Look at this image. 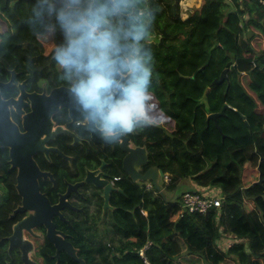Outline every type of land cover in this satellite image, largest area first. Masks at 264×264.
<instances>
[{"label":"trees","instance_id":"obj_1","mask_svg":"<svg viewBox=\"0 0 264 264\" xmlns=\"http://www.w3.org/2000/svg\"><path fill=\"white\" fill-rule=\"evenodd\" d=\"M183 1L148 0V5L151 14L165 19L167 26H199L205 31V37L214 41L216 50L215 42L222 34L231 49L239 52L236 57L228 52L227 55L229 60H234L232 66L241 73L240 84L252 100L262 101L252 121L253 142L229 144L213 152L209 142L198 137L191 119L188 126L177 119L171 131L155 123L141 128L134 142L146 148L145 169L168 173L171 181L163 185L161 194L123 178L118 187L124 194L113 197L116 209L110 219L104 220L103 228L71 233L77 256L86 264H142L136 251L147 241L151 242L146 253L150 264H181L187 260L199 264H221L226 260L237 264H264V51L255 52L243 36L245 31L252 32L248 30L250 23L262 25L264 33V9L256 0H205L202 7L200 2L183 17ZM38 3L39 0H0V82H6L13 70L17 74L14 83L43 79L54 85L66 84L60 79L62 70L57 69L60 67L52 58L58 45L55 31L44 29L35 20ZM231 13L246 17V28H238L239 32L236 28H227ZM225 15L228 18L225 19ZM5 21L10 26L1 30ZM171 59L170 55L153 53L154 68L168 66ZM172 114V119L177 117L176 113ZM246 165L257 169L260 178L244 185ZM7 170L6 163L0 164V175L14 194L9 179L13 176ZM112 170L114 177L124 175L120 163ZM186 181L192 182L183 188L185 191L219 189L223 197L220 207L205 214L181 212L182 193L175 192ZM248 202L253 206L247 207ZM11 210L12 206H0V238L10 234L13 221L8 219V214ZM141 210L146 211V216ZM5 244L6 241L0 239V264H21L18 254L7 252ZM54 251L46 241L40 249L45 264H78L65 253L58 259L53 258Z\"/></svg>","mask_w":264,"mask_h":264},{"label":"flooded vegetation","instance_id":"obj_2","mask_svg":"<svg viewBox=\"0 0 264 264\" xmlns=\"http://www.w3.org/2000/svg\"><path fill=\"white\" fill-rule=\"evenodd\" d=\"M227 69L230 70V68ZM231 69L236 72L233 67ZM177 71L178 70H174L178 76H181ZM12 73V86H0V88L15 91L16 93L11 94L8 91L3 92L0 89V96L4 100L12 99L15 101L14 105L8 106V111L9 119L17 128L19 135H27L30 132V125H36L37 130L47 129V132L42 133L39 137V140H44L42 144L43 149L30 155L34 165L42 174L35 177L34 181L38 194L44 196L49 206H60V209L57 210V214L50 218V223L54 224L56 231L63 234V237H60L70 242L72 245V232H86L88 228L91 230L103 228L104 220L107 221L110 219V215L113 214L116 209L113 205V197L120 193L124 194L122 189L118 187V184L123 182V178H129L133 181L123 170V160L127 153L123 152L119 147L122 138L126 139L125 148H139L142 150V154L139 155L140 159H137V162L141 163V165L137 167L133 165V160L135 159L131 157L128 159L130 167L136 171L138 176L144 175L149 170V168L145 169L148 163L145 146L136 145L134 142V136L141 128H138L133 134L120 138L118 142H113L112 145L96 144L91 139L88 128L82 123L81 117L77 121H73L70 118L69 108L61 104L60 101L56 102L54 99H51L48 103V101L37 97L43 96V98H47L50 96L52 90L56 88H67L66 84L54 85L50 81H45L43 79L33 80L31 82L24 79L14 83V77L17 74L12 70L10 71V77ZM164 74L165 69L154 68V75H156V77L164 76ZM10 77L6 82L0 83H8ZM238 78H241V74L237 76V79ZM159 82L161 83V81ZM149 93H151L149 97H152L153 94L150 90ZM242 94L245 95L243 91ZM29 96H33L34 98L31 99ZM165 100L167 101L166 94ZM161 104L155 103L153 105L161 107ZM195 104L197 106V103ZM224 105L225 104L221 106L220 110ZM54 106H56L55 111L50 112L48 115V110H54ZM165 110L166 108H159L150 113L156 114L159 111L162 117L164 114L163 111ZM175 112L177 117L171 119L173 120V124H175L180 115L176 108ZM226 112H233L235 115H238L237 110L230 106L225 113ZM225 113L218 118V127H215L211 120L206 124L205 119L204 129L206 131L212 129L220 138L226 139L229 135L228 129L226 125H223L220 121V119L226 117ZM191 116L195 119V112H192ZM133 117L138 123L142 124L143 127L150 123H155L148 118L147 112L134 113ZM192 122L194 123V121ZM193 123H191V126H193ZM228 125L233 129L236 128V126L230 122ZM56 129L60 130L56 131ZM63 131L69 133L67 134ZM10 149L9 146L0 145V164L6 163L8 168L7 172L13 176L11 178L9 177V179L11 180L14 194L9 190L8 185L4 181L5 179L0 175V206H12V210L8 214V219L13 222L10 226V234L0 239L6 241L5 246L7 252H16L21 262L19 248L16 246L10 247L7 238L12 235L14 227L21 220L30 216H35L37 208L36 205H34V208L27 209L23 205V195L20 189H18V177L21 172V164L12 161ZM3 157H5L4 161H2ZM118 163H120L124 175L116 177L118 179L113 181L114 175L112 167ZM21 178L27 180L24 189L29 190L30 193L33 189V185L31 180H28V172L23 170ZM85 179H88L90 182L84 183ZM133 182L140 187H144L147 181L137 180ZM23 207L26 209L25 211H18L19 208ZM46 231L47 228L41 221V224L39 223L29 227L28 230L23 229L21 234L22 240L31 244L29 251L34 249L33 241L39 244L35 251V255L42 260V264H45V262L40 255V249L45 245L46 241L50 243L46 238ZM50 244L53 246L52 243ZM62 253L65 252H60L58 257H60ZM75 253L77 256L76 249ZM52 257L56 258L55 251ZM28 258L34 262L29 255ZM21 264L23 263L21 262Z\"/></svg>","mask_w":264,"mask_h":264},{"label":"clouds","instance_id":"obj_3","mask_svg":"<svg viewBox=\"0 0 264 264\" xmlns=\"http://www.w3.org/2000/svg\"><path fill=\"white\" fill-rule=\"evenodd\" d=\"M35 20L62 36L52 58L84 126L112 142L142 128L133 114L150 107L155 16L148 0H39Z\"/></svg>","mask_w":264,"mask_h":264},{"label":"rangeland","instance_id":"obj_4","mask_svg":"<svg viewBox=\"0 0 264 264\" xmlns=\"http://www.w3.org/2000/svg\"><path fill=\"white\" fill-rule=\"evenodd\" d=\"M183 2L184 3L181 6V15L183 17L186 16L190 9L197 8L199 5L198 2L193 3L191 0H186ZM153 15L155 16L156 23H153L154 30L151 37V42L157 43L159 41L161 34L159 33L158 28L165 29L166 32L170 34V36H167L163 39L164 47H151V51L152 53H157L160 55H170L172 59L168 66L165 65L162 67L165 69V77H156V75H153V82L150 88V92H152L153 96L149 97L150 107L147 111L148 118H157L155 124L160 125L167 131H171L174 127V124L173 120L169 118L171 115H168L170 114L171 108L174 106L180 113L178 119H182L187 124V126L190 119V124L193 123L192 121H194V131L197 133L198 137L202 139V141L204 140L205 142H209V147L213 152H217L219 149L224 148L229 144L246 145L252 143V121L255 111L261 107L262 101L260 102L250 98L248 93L244 91L245 88L243 89L242 85L240 84L239 80H241V78L237 79L238 74L231 69L233 67L232 62L234 60H229L227 52L231 54V56L234 55L235 57L239 54V52L231 49L226 38L222 34L218 35V40L215 42L216 47L218 46V49L216 50L214 41L211 38L205 37V31L203 28L196 26L193 30H191V28H193L192 26H186L187 30H177V26L175 25V27L172 29L171 25L167 26V21L165 19L158 17V15L155 13ZM229 17L230 21L226 25L227 28H236L235 30L238 32V28L241 30L244 29L245 22H247L246 17L240 18L235 16L233 13H231ZM226 18H228V16L226 17L225 15V19ZM1 25V30L7 26H10L6 21L4 26L3 24ZM248 27L249 29H247L251 30L252 33L245 31L243 36L249 40L250 45L255 52L263 51L262 48H264V36L262 25L259 26L250 23ZM175 36H178V38L173 40L175 39ZM229 62L231 63L229 64ZM200 67H204L203 72H198ZM224 68H230L227 73V78L221 85L215 86L211 89L210 93L208 94V99L211 111L218 112L221 106L225 104L237 110L238 112V115H235L233 112H226V117L220 119L223 125H226L228 129L229 135L226 139L220 138L218 134L212 129H209L208 131L204 129L206 113L204 112V108L202 106V109L197 108L200 106H196L195 104L196 99L201 96L204 87L207 86L209 81L213 77H216ZM174 70H178L177 72L182 77L178 76ZM183 76H187L188 78L184 79ZM191 76H194V79H191ZM159 81H161V83ZM167 87L173 91L172 100L167 91H165ZM242 91L245 93V95L242 94ZM165 94L167 101L165 100ZM155 103H162L161 107L153 105ZM159 108H169L167 110L169 114H166V110L163 111L164 114L162 117L159 111L156 114L150 113L151 111L153 112ZM192 112H195V119L191 118ZM229 122L236 126V128H231L228 125ZM137 163V160H133V165H137ZM243 175L244 185L249 184L252 180L260 178L259 171L257 169L253 170L247 165L244 168ZM159 181L161 184L162 179ZM184 187V184H180L175 194H179ZM246 206L252 207L253 205L252 203L248 202L246 203ZM33 246L34 249L29 251L28 255L34 262H36V264H42V260L35 255V251L39 244L33 241ZM180 263L199 264L192 260L182 261ZM221 264L237 263L233 260H226Z\"/></svg>","mask_w":264,"mask_h":264},{"label":"water","instance_id":"obj_5","mask_svg":"<svg viewBox=\"0 0 264 264\" xmlns=\"http://www.w3.org/2000/svg\"><path fill=\"white\" fill-rule=\"evenodd\" d=\"M28 1V0H26ZM205 0H201V7L204 5ZM201 9V8H200ZM159 33L161 34V37L158 41V43L149 42L150 47L155 46H163V39L168 36V33L165 29L158 28ZM233 68L236 70V66H233ZM204 67H200L198 69V72H203ZM229 69L225 68L223 69L217 78L213 79L210 84L206 87H204L201 96L196 99V103L198 106H202L204 108V112L206 115L205 123L207 124L210 120L214 123L215 127H218L217 120L219 117H221L227 109H229L228 105H224L222 109L219 112L211 111L210 105H209V99L208 94L211 91L212 86H219L221 85L224 80L227 78V73ZM236 73L238 76L241 74L236 70ZM182 77V76H181ZM184 79H187V76H183ZM191 79L194 78V76L190 77ZM12 80H13V73L11 74L10 80L8 83H0V86L3 87H10L12 86ZM31 99H33V96H29ZM45 101H49L51 99H54L56 102L60 101L61 104L67 106L69 108V114L70 118L73 121H77L80 119V114L77 109V105L75 104V101L70 96L67 88H56L52 90L51 94L47 98H43V96H37ZM15 101L12 99L4 100L0 96V145L9 146L10 149V156L12 158V161L15 163H19L20 165V175L18 179V189H20L21 194L23 195V205L27 209H32L36 205V211L35 216L27 217L23 220H21L13 230V233L10 237H8L9 246H16L19 248L20 254H21V262L23 264H36L32 262L27 255V252L31 248V244L25 240H22L21 234L22 230L26 229L28 230L29 227H32L37 224L44 223V225L47 228L46 231V238L47 240L53 244L55 248V257L58 259L60 252H65L68 257H70L72 260L77 262L78 264H86L81 258L76 256L75 249L71 245L70 242L63 240L60 236L63 237L62 233H59L55 230V226L53 223H50V218H52L54 215L57 214V210L60 209L59 205L55 206H49L48 201L44 198V196L39 195L36 188V183L34 181V178L42 175L41 172L36 168L33 161L30 158V155L40 149H43L42 144L44 140H39V137L42 133L47 132V129L43 130H37L36 125H30V132L27 135H19L17 128L15 125L10 121L9 119V111L8 106L14 105ZM56 106H54V110L49 109L48 115L50 112L55 111ZM60 130V129H56ZM88 131L91 134V139L96 144H104V145H112V141H104L99 137L98 133H95L94 130L88 129ZM65 133H69L67 131H63ZM125 142L126 139L122 138L121 143L119 144L120 149L127 153L123 160V170L124 172L129 175L133 181H151L154 189L162 194V190L160 185L157 182L158 176H162L163 172L161 170L157 169H149L144 175L138 176L136 171H134L130 165L128 164V159L131 157L135 160L139 158V155L142 154V150L139 148L134 149H127L125 148ZM140 159V158H139ZM141 163H137V166H140ZM27 171L29 179L32 182L33 189L29 193V190L24 189L26 185V179L21 178L22 171ZM25 177V176H24ZM261 179L258 180V182ZM90 181L88 179H85L84 183H89ZM19 208L18 211L23 212L26 209L25 208ZM16 213V212H15Z\"/></svg>","mask_w":264,"mask_h":264},{"label":"built area","instance_id":"obj_6","mask_svg":"<svg viewBox=\"0 0 264 264\" xmlns=\"http://www.w3.org/2000/svg\"><path fill=\"white\" fill-rule=\"evenodd\" d=\"M186 1V0H184ZM193 3H200L201 0H191ZM247 2H251L252 0H246ZM257 4L264 9V0H256ZM184 3V2H183ZM118 178L114 177L113 181ZM160 179H162V183L160 184ZM171 181V175L168 173H164L162 176H158L157 182L163 188V185H168ZM145 190L150 191L154 189L151 181H147L145 186ZM223 197L221 196V192L217 188H207L201 192L199 191H191L186 190L182 192L180 196V206L181 212L188 213H197V214H205L212 208H219L221 205V200ZM141 213L146 216V211L141 210ZM228 245H231L228 242ZM151 246V242L147 241L141 248L136 251L138 258L141 260L142 264H150L147 258V250Z\"/></svg>","mask_w":264,"mask_h":264},{"label":"crops","instance_id":"obj_7","mask_svg":"<svg viewBox=\"0 0 264 264\" xmlns=\"http://www.w3.org/2000/svg\"><path fill=\"white\" fill-rule=\"evenodd\" d=\"M149 3V2H148ZM161 18V17H160ZM156 23V22H155ZM177 26V30H180V29H186V26H181V25H176ZM173 27H175V25H173L172 24V26H171V28L173 29ZM192 30L194 29V28H191ZM187 30V29H186ZM244 32V31H243ZM252 33V32H251ZM263 36H264V33H263ZM55 38H56V41H57V44H60L61 42H62V36H61V34L59 33V31H55ZM178 37H176L175 39H173V40H176ZM264 40V39H263ZM150 42H151V40H150ZM158 43V42H157ZM166 44H168V43H166ZM156 47V46H155ZM263 49V51H264V48H262ZM258 52H261V51H258ZM166 91H167V93L169 94V96L171 97V100H172V96H173V91L172 90H170L168 87L166 88ZM171 105H172V103H171ZM167 110L168 109H166V114L168 113L167 112ZM176 113L175 112V108H174V106L171 108V110H170V114L168 115V116H170L169 118L170 119H172V113ZM156 119L157 118H153V119H151L153 122H155L156 121ZM204 141V140H203ZM190 181H186V184H185V186H188L189 184H191V182L189 183ZM193 185V184H192ZM185 190L184 189H182L181 191H180V193H182V192H184Z\"/></svg>","mask_w":264,"mask_h":264}]
</instances>
